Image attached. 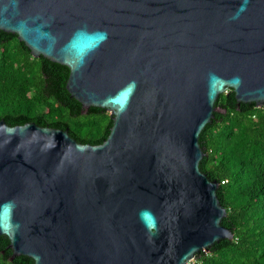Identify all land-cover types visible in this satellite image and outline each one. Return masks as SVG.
Wrapping results in <instances>:
<instances>
[{
	"label": "water",
	"instance_id": "water-1",
	"mask_svg": "<svg viewBox=\"0 0 264 264\" xmlns=\"http://www.w3.org/2000/svg\"><path fill=\"white\" fill-rule=\"evenodd\" d=\"M0 30L69 69L112 126L0 120V235L33 264H187L232 238L199 169L219 94L264 105V0H0Z\"/></svg>",
	"mask_w": 264,
	"mask_h": 264
},
{
	"label": "trees",
	"instance_id": "trees-1",
	"mask_svg": "<svg viewBox=\"0 0 264 264\" xmlns=\"http://www.w3.org/2000/svg\"><path fill=\"white\" fill-rule=\"evenodd\" d=\"M68 75L65 65L33 57L16 34L0 30V120L9 126L68 128L77 142L100 144L110 132V115L101 107L85 109L71 97ZM198 144L199 169L218 182L216 196L226 210L220 224L232 238L215 241L187 264H264V105L237 103L227 89L217 97ZM0 264L33 260L12 257L8 237L0 235Z\"/></svg>",
	"mask_w": 264,
	"mask_h": 264
}]
</instances>
